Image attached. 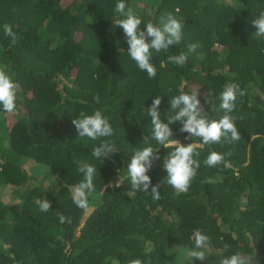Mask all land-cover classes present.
Masks as SVG:
<instances>
[{"label":"trees","instance_id":"16d2710c","mask_svg":"<svg viewBox=\"0 0 264 264\" xmlns=\"http://www.w3.org/2000/svg\"><path fill=\"white\" fill-rule=\"evenodd\" d=\"M117 2L0 0V65L18 85L16 109L0 106V264H220L237 252L264 264V38L252 24L264 0H125L144 24L168 14L183 24L180 44L152 52L154 79L127 54ZM4 24L13 26L15 45ZM190 44L198 45L194 52ZM181 52L184 66L168 61ZM229 83L245 92L231 114L241 138L198 147L200 168L179 193L163 171L174 149L153 138L147 110L161 96L168 123L170 99L197 91L208 118L219 119L218 97ZM96 110L109 117L113 135L79 138L71 121ZM169 126L180 143L201 144L186 140L179 122ZM105 139L117 152L93 157ZM148 146L160 156L147 173L160 185L159 200L133 190L127 174L135 151ZM212 151L230 154L228 166L205 165ZM74 158L97 170L83 209L72 198L83 179ZM43 199L48 212L39 208ZM196 230L211 240L204 261L189 256Z\"/></svg>","mask_w":264,"mask_h":264},{"label":"clouds","instance_id":"9594fccd","mask_svg":"<svg viewBox=\"0 0 264 264\" xmlns=\"http://www.w3.org/2000/svg\"><path fill=\"white\" fill-rule=\"evenodd\" d=\"M115 12L123 17L117 21V24L123 30L128 44L127 54L141 71L147 73L149 79H154L156 77V67L151 63L152 52H167L170 47L180 44L182 41V22L172 14H168L161 17L158 24L152 22L144 24L132 8L126 5L125 0H118ZM142 24L144 25L143 28H141ZM252 24L257 29L255 36L264 38V12H260L259 16L252 21ZM3 31L5 36L9 37L11 43L15 45L17 34L13 31V26L4 24ZM197 47L196 44H190L188 51L194 52ZM187 59L188 55L184 52L168 56L170 63L181 67L185 65ZM17 88L18 85L14 82L7 66L0 65V106H2L5 113H12L16 109ZM244 95L245 92L241 90L239 84L229 83L225 85L218 97L220 100L219 108L224 115L219 119H209L201 106L198 92H182L170 99V107L174 114L168 117V123L162 122L160 118L162 97L156 96L152 101L147 113L153 125V138L158 144L166 147L171 146L174 149L164 159L163 171L167 174V184L177 192H187L197 174V169L200 168L199 159L194 158L199 156L198 147L209 144L233 143L241 138L235 124V117L231 114L236 110L238 98ZM94 99L96 103L100 102L98 96ZM176 122L181 125L179 131L188 134L185 137L186 140L199 138L201 144L188 143L185 145L180 143L179 140L173 139V132L169 125ZM71 123L74 125L79 138H87L91 141L111 137L114 133L109 117L100 110H96L89 115L81 112L79 117L73 119ZM116 152L115 144L105 139L93 148L91 155L97 159H108ZM225 155L230 154L212 151L204 160V164L208 167H215L223 163L227 167ZM159 159L158 151L148 146L136 150L127 165L131 188L146 193L150 192L154 200L160 199V185H152V180L147 173L153 168L154 161ZM73 161L78 165V171L83 175V179L74 185L72 198L74 204L83 209L88 206L89 194L95 191L93 181L97 170L93 165L80 159L74 158ZM114 186L119 187V184ZM149 188H151V191H149ZM51 207L49 200L39 201V208L42 212H48ZM57 215L60 222L64 223L65 217L63 214L57 213ZM194 241L195 247L189 252V256L204 261L205 249L211 246L210 237L201 233L200 230H196ZM130 264H142V261L137 258L131 260ZM220 264H249V262L245 255L237 252L221 259Z\"/></svg>","mask_w":264,"mask_h":264},{"label":"rangeland","instance_id":"374dc122","mask_svg":"<svg viewBox=\"0 0 264 264\" xmlns=\"http://www.w3.org/2000/svg\"><path fill=\"white\" fill-rule=\"evenodd\" d=\"M25 167H26L28 170H30V173H31V174H33V175L38 174V173H34L35 171L31 170V168L33 167V165L28 164V165H25ZM3 197H5L4 199H5V201H6V196H3ZM92 209H93V208L90 207V208H88L87 210H85L84 217H86V216L92 211Z\"/></svg>","mask_w":264,"mask_h":264}]
</instances>
